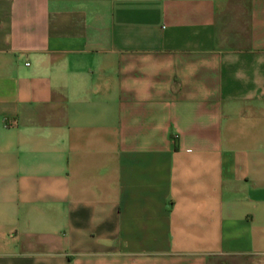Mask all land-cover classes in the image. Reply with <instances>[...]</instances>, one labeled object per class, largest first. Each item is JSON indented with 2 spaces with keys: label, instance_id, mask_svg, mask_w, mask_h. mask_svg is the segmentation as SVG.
I'll list each match as a JSON object with an SVG mask.
<instances>
[{
  "label": "crops",
  "instance_id": "crops-1",
  "mask_svg": "<svg viewBox=\"0 0 264 264\" xmlns=\"http://www.w3.org/2000/svg\"><path fill=\"white\" fill-rule=\"evenodd\" d=\"M0 264H264V0H0Z\"/></svg>",
  "mask_w": 264,
  "mask_h": 264
}]
</instances>
